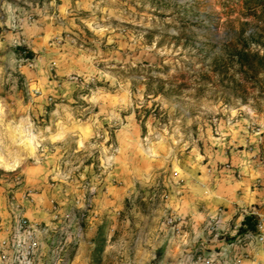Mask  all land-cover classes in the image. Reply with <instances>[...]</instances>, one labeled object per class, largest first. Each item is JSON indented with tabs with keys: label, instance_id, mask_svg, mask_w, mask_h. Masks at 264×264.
I'll list each match as a JSON object with an SVG mask.
<instances>
[{
	"label": "rangeland",
	"instance_id": "1",
	"mask_svg": "<svg viewBox=\"0 0 264 264\" xmlns=\"http://www.w3.org/2000/svg\"><path fill=\"white\" fill-rule=\"evenodd\" d=\"M241 51L264 55V0H0V244L14 198L40 264H225L182 210L232 151L264 165Z\"/></svg>",
	"mask_w": 264,
	"mask_h": 264
},
{
	"label": "crops",
	"instance_id": "2",
	"mask_svg": "<svg viewBox=\"0 0 264 264\" xmlns=\"http://www.w3.org/2000/svg\"><path fill=\"white\" fill-rule=\"evenodd\" d=\"M259 147L264 152V135L257 142ZM227 159L231 162L228 167L211 171L207 190L193 181L186 183L190 194L185 197L183 204L187 208L182 213L190 228L185 236L188 240L194 238V242L204 240V230H209L212 220L216 229L215 232L208 231L209 238H212L210 243L214 244L213 248L221 249L214 258H225V264H264V247L257 243L256 246L253 236L237 235L245 216L264 213V165L250 158L239 157L233 151ZM238 173L243 175L242 178H237ZM227 233L235 237L229 243L219 238ZM197 248V245L186 243L183 247L185 252L193 254L192 264H197Z\"/></svg>",
	"mask_w": 264,
	"mask_h": 264
},
{
	"label": "built area",
	"instance_id": "3",
	"mask_svg": "<svg viewBox=\"0 0 264 264\" xmlns=\"http://www.w3.org/2000/svg\"><path fill=\"white\" fill-rule=\"evenodd\" d=\"M16 214L10 225V238L0 244V264H40L38 259L41 250L39 241L47 233L40 224L21 215L22 206L12 199ZM256 215L254 213H250ZM249 214V215H250ZM2 219L0 217V224ZM257 232L253 236L258 245H264V213L258 215Z\"/></svg>",
	"mask_w": 264,
	"mask_h": 264
},
{
	"label": "trees",
	"instance_id": "4",
	"mask_svg": "<svg viewBox=\"0 0 264 264\" xmlns=\"http://www.w3.org/2000/svg\"><path fill=\"white\" fill-rule=\"evenodd\" d=\"M236 57V64L245 76H251V80L258 81L264 87V55L257 53L241 51L240 56ZM216 58H218L216 56ZM256 83V82H253ZM257 216L250 214L245 216L238 234H247L256 232Z\"/></svg>",
	"mask_w": 264,
	"mask_h": 264
}]
</instances>
